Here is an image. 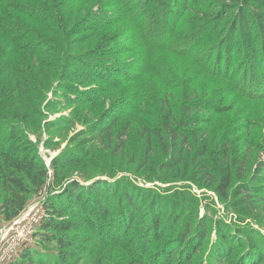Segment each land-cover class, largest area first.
Returning <instances> with one entry per match:
<instances>
[{"label":"rangeland","instance_id":"obj_1","mask_svg":"<svg viewBox=\"0 0 264 264\" xmlns=\"http://www.w3.org/2000/svg\"><path fill=\"white\" fill-rule=\"evenodd\" d=\"M18 1L22 9L5 20L11 33L0 30V264L27 250L58 255L40 234L52 196L90 220L74 236L71 264H157L183 227L190 232L172 264H264V92L239 85L247 64L264 80V0ZM83 72L86 81L74 76ZM15 157L29 158L35 173L46 166L50 186L37 192L28 179V206L9 221L4 175ZM104 183L106 222L91 198ZM244 184L257 188L237 191ZM76 186L79 203L64 195ZM135 194L149 241L129 219ZM155 198L178 204L177 215L166 203L158 213ZM108 224L130 242L118 243ZM245 230L250 238L239 237Z\"/></svg>","mask_w":264,"mask_h":264},{"label":"trees","instance_id":"obj_2","mask_svg":"<svg viewBox=\"0 0 264 264\" xmlns=\"http://www.w3.org/2000/svg\"><path fill=\"white\" fill-rule=\"evenodd\" d=\"M20 1L18 0H0V30L2 32L3 36H9V33H11V29L14 28L13 24L10 23H6L5 20L9 19L10 16L12 15V12L14 11V8H18V9H22V2H20V4L18 3ZM7 3V4H6ZM124 3V2H123ZM6 4V6H5ZM131 4V3H130ZM124 8L126 6V11H124V13L126 14V16L132 17L134 19V25L138 28V31L141 33L142 36H144L145 31H144V24L143 21H139L138 20V14L137 15H132L129 10L131 9L130 5H123ZM137 7H141L140 3L136 5ZM138 11H142L141 9L138 8ZM2 12L4 14H2ZM6 14L8 15L7 18L4 19V17L6 16ZM246 16V15H245ZM244 16V17H245ZM245 20L247 22L249 21L248 17H245ZM176 26L172 25V30H175ZM251 29V28H250ZM14 30V29H13ZM16 38V37H15ZM147 46V48H150V46L148 44H145ZM4 48H6L5 50L13 52L15 51V47L7 44V45H3ZM3 49H0V54L2 53ZM255 55L257 54V50H255ZM258 60V61H257ZM256 61L257 63L259 62L261 64V60L260 58H258ZM245 64L249 61V59H245ZM244 63V62H243ZM252 63V62H251ZM219 62L216 61L213 67V72L217 74V68H219ZM258 64V65H260ZM227 65V64H226ZM249 66H251L250 68H244L242 74H240V79H239V85L242 86V88H248L250 90L251 93H253L254 95L258 92L256 88L257 85H260L263 89V91L261 90V92H264V80L260 79V72L255 73L254 72V68L257 67V69L259 70L257 65H252V64H247ZM242 65H239L236 70H239L240 73V69H241ZM263 69L261 68V73H262ZM99 73H103V72H99ZM82 75V77H80ZM80 74H75L74 76H78V78H83V80H87L90 78V73H81ZM228 74L226 73L225 76H227ZM77 78V77H76ZM87 78V79H86ZM229 78V77H228ZM171 162H173L171 160ZM51 170H53L54 173V182L56 181V183L58 185H60L62 183L61 180H59V176L61 174L60 168L61 166L56 165L55 161L52 162L51 164ZM40 173H35L36 172V167L33 164V162L28 158H20V157H15V158H11L9 160V165L7 167V171H6V175H4L5 179H4V183L6 185H8L9 187L11 186L13 188V195L10 196L9 198H7L4 203H3V214H5L6 219L11 221L17 217H19L27 208L28 203L30 201V195H31V190L29 188L28 179L32 180V184L34 185V188L37 192L42 191L44 188H46L47 186H50V183H48L49 180V170L46 166L42 165L40 166V169L37 170ZM254 185V184H253ZM249 186V187H248ZM77 189L71 190L69 191L68 189H66L65 194L67 196H70V198H72V200L74 201V203H79L82 200V196L84 195V189L81 186H76ZM257 188L256 185L255 187L252 186V184L247 185L244 184V187L241 186L239 187V189L237 191H241V190H246L249 188ZM109 189H110V185L108 183H104L103 186H98L97 188H91V198L95 201V205L99 207V214L101 215L102 219L105 220V222L109 219L110 216V203H107V205L104 203V200L107 199V197L110 196L109 193ZM140 194V193H138ZM145 193H143L144 195ZM137 194H135L134 196V200L133 198L130 199V197L128 198L129 202L127 205V212L130 213V221L132 219H137V228L138 230H140L141 232V238H143L144 240L149 241V237L148 233L145 232L144 226H143V210L144 208H141L139 206V198L140 196L136 197ZM142 196V195H141ZM53 197V202H48L46 204V208H47V212L49 214L48 216V220L47 222L43 225V229L40 232L41 234V239L44 242H55L57 244L56 247L58 250V255L54 256V255H49V253L46 251L45 253L41 252H36V253H32L30 250H27L24 252L23 256L21 258H19L17 261L12 262L11 264H71V260L75 257V245H74V239L76 240V238L74 237L78 227H82V224L84 222H82V220L80 221L78 219V216L81 215V211H77L78 209H71L70 207L65 209L64 206V202L63 201V196H52ZM105 198V199H104ZM111 200V199H109ZM159 198H155L153 202L149 201V206H151L153 209H157V212H160V208L162 207V205L164 203H166L168 206H172L173 207V216H176V212H174L179 205L175 204V202H170L169 199L167 200H161ZM173 204V205H172ZM77 211L76 216H74V212ZM156 213V212H155ZM153 213V218H158L157 213L155 214ZM82 214L87 215V213L83 212ZM83 215V216H85ZM72 218V221H68L66 219V217ZM65 217V218H64ZM141 220V221H139ZM83 221H87V220H83ZM88 221H90L88 219ZM87 221V222H88ZM81 222V223H79ZM87 222H85L84 224H87ZM172 222V218L169 219V223ZM168 223V224H169ZM106 230H108V232L110 231V233H116L117 235L122 236L120 239V241L118 243H122L123 239L122 238H126L129 242L130 239L128 237V235H130V233L128 232H122L121 231V227L117 226L114 227L110 224H108ZM190 232L189 228L183 227L181 229V233L178 235L177 238L174 239H170L169 242L166 243L164 248V252L166 253H162L161 256H157L155 258V262L157 264H169L171 261L176 260V255L178 254V252L180 251V248L182 246V244L184 243V241H186V238H188V234ZM127 233V234H126ZM249 236V233L245 230L243 233H239L238 235L241 236ZM125 236V237H123ZM158 236V235H157ZM0 237H1V229H0ZM222 237L226 238V241L229 242V237L222 235ZM235 242H238L241 244V246H246V242L242 239H236L234 240ZM234 241H231L234 242ZM132 242V241H131ZM182 243V244H181ZM131 244V243H130ZM129 244V245H130ZM135 244V243H134ZM176 246H178L176 249L174 248ZM131 247V246H130ZM73 248V249H72ZM72 249V253H70L69 250ZM132 249V248H131ZM221 251H223V249H221ZM132 252H134V249H132ZM184 252V251H183ZM147 254V252H146ZM219 255H225V251L221 252ZM187 256H189L187 254ZM252 257L254 258V255H252ZM160 258V259H159ZM251 258V257H250ZM250 258H245L243 262H241V264H250V262L248 261V259ZM255 259V258H254ZM182 259H180L181 261ZM172 264V263H170Z\"/></svg>","mask_w":264,"mask_h":264}]
</instances>
